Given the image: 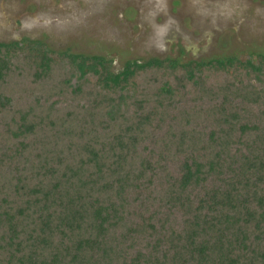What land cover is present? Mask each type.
Instances as JSON below:
<instances>
[{
  "label": "trees",
  "instance_id": "1",
  "mask_svg": "<svg viewBox=\"0 0 264 264\" xmlns=\"http://www.w3.org/2000/svg\"><path fill=\"white\" fill-rule=\"evenodd\" d=\"M0 264H264V53L0 41Z\"/></svg>",
  "mask_w": 264,
  "mask_h": 264
},
{
  "label": "rangeland",
  "instance_id": "2",
  "mask_svg": "<svg viewBox=\"0 0 264 264\" xmlns=\"http://www.w3.org/2000/svg\"><path fill=\"white\" fill-rule=\"evenodd\" d=\"M111 59L181 62L264 53V0H0V41Z\"/></svg>",
  "mask_w": 264,
  "mask_h": 264
}]
</instances>
